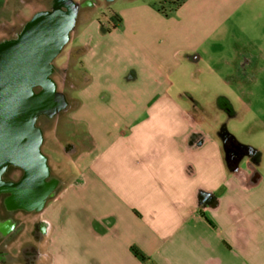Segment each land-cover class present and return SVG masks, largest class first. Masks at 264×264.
Here are the masks:
<instances>
[{"label": "crops", "instance_id": "1", "mask_svg": "<svg viewBox=\"0 0 264 264\" xmlns=\"http://www.w3.org/2000/svg\"><path fill=\"white\" fill-rule=\"evenodd\" d=\"M125 3L109 32L137 60L115 74L94 41L108 30L91 34L87 15L72 35L83 80L49 121L52 137L69 143L71 164L33 217L34 264H264V110H251L264 103L256 89L264 85L263 37L237 42L233 61L230 0H182L173 18L151 1ZM29 15L24 0H0V39ZM216 70L224 71L217 82L230 79L239 94L203 104ZM247 118L259 126L243 132L253 142L240 143L225 121L243 128Z\"/></svg>", "mask_w": 264, "mask_h": 264}, {"label": "flooded vegetation", "instance_id": "2", "mask_svg": "<svg viewBox=\"0 0 264 264\" xmlns=\"http://www.w3.org/2000/svg\"><path fill=\"white\" fill-rule=\"evenodd\" d=\"M111 0H24V3L30 7V15L28 18L22 19L20 23L12 25L8 30L7 37L0 39V64L6 59L8 50L7 45L17 43L23 45L22 48L18 49L15 57L18 60L17 63L21 65L32 66L33 68H42L44 72L41 80H34L31 87V92L34 95L45 93L49 98L48 106H44L41 109L34 121L36 123L43 124L49 123L50 119L60 114L67 106L66 101L64 105L57 111H53L52 114V100L51 97L52 87L54 86V92L57 91V83L54 79L56 75L60 77V81L63 84L67 83V67H63L57 63V58L63 55V51L66 45L70 42L73 33H75L82 16L90 15L93 11H101L102 5L108 3ZM60 11L67 15L74 14L73 22L70 27L66 30V37L56 47L55 35L52 31H47L46 37L38 45L30 46L29 41L23 40L24 34L26 35V28L29 26L33 18L40 13ZM27 55L26 59L22 55ZM71 50L69 51V56ZM79 62V53L77 54ZM67 62V61H66ZM64 64V62H62ZM63 95V94H62ZM64 97V95H63ZM39 128L42 132L41 126ZM43 143V136H42ZM69 145L65 146V150H69ZM23 161L21 152L18 147L13 150L10 155L5 159L4 166L0 171V264H34L35 257L37 255V249L35 243L40 236V226L38 223L33 221L34 215L39 209L37 206H24L20 200L15 197V189L24 177L25 169L21 165ZM55 184L52 189L49 190L46 198L51 194V191L57 189L60 186L59 180L53 178L48 171L47 177H45V183L49 185ZM17 196V195H16ZM20 217L31 219V226L28 228L29 235L24 241H19L25 228V223L20 221ZM20 242L16 251L13 254L10 251L11 245L16 242Z\"/></svg>", "mask_w": 264, "mask_h": 264}, {"label": "rangeland", "instance_id": "3", "mask_svg": "<svg viewBox=\"0 0 264 264\" xmlns=\"http://www.w3.org/2000/svg\"><path fill=\"white\" fill-rule=\"evenodd\" d=\"M153 2V4L157 7V9L160 11L165 10V14L172 13L171 10L174 9L175 3L181 2L182 0H147ZM231 1V13L232 16L229 19L227 25H228V32H231L236 38V43H234L233 48L230 50H226V55L230 58L234 59L238 55V51L236 50L241 48V45L238 43H245L246 46L249 45L250 40L252 38L258 36L260 38L263 37L264 41V0H230ZM125 0H117L114 4H106L104 3L102 5L101 11H93L90 15H88V20H90L88 30L91 34H98L100 33L101 28H107L109 32L111 29H114L117 25V17H120L119 12V6L125 5ZM170 8H172L170 10ZM171 11V12H170ZM87 16V15H85ZM84 16L81 18L83 19ZM176 17V15H170V18ZM145 21L147 24L151 23L149 22V19H146ZM154 29L157 24L155 21L153 22ZM82 25H78L80 28ZM195 26H203L202 22L195 23ZM101 27V28H100ZM150 28V27H149ZM104 29V30H105ZM113 31V30H112ZM98 37V38H97ZM94 36V41H96V45L102 49L104 52L103 59L105 61V65L108 68L109 73L112 72V74H115L118 70L121 69V67L133 60H137V57L135 56L133 59V55L126 51V50H119L123 46H126L122 43V41H119L118 32L108 33L106 36ZM72 38V37H71ZM234 39V38H233ZM78 39L74 40L71 39L70 42L66 45L63 55L57 58V63L60 65H63V67H67L66 75H67V83L63 84L62 81H60V77L56 75L54 77L56 83H57V91L62 93L66 96L68 100L71 101V97H75L76 90L75 88L78 86V84L83 80V75L79 72L80 64H77L78 57L77 54L80 52V49L78 47L72 49V45L77 41ZM235 40V39H234ZM238 42V43H237ZM264 45V42H263ZM71 47V48H70ZM115 47H119L118 50H111ZM240 47V48H239ZM126 48V47H124ZM71 50V55L69 56V51ZM253 50V52L251 51ZM235 51V52H234ZM250 54L256 55V57L259 58L258 55L259 51H255L253 48L248 49ZM252 52V53H251ZM154 60L157 62L159 61L160 57L162 56L159 51L156 53H153L151 55ZM153 60V61H154ZM236 60V59H235ZM67 61V62H66ZM242 61V59H241ZM64 62V64H62ZM239 59H237L238 64ZM263 66V70L260 72L261 79L264 80V60L260 59V62ZM224 71H215V74L207 75V78L209 80L214 79L216 83H212L213 86H209V91L205 92L206 96H209L208 99L201 98V103L203 104H213L212 99L214 100V97L218 93H229L233 98L237 97L239 94L238 87L233 83V81H230L228 79L227 83L220 84L217 82L218 77H220ZM204 74V73H203ZM207 74V73H206ZM203 75V77L206 76ZM116 77V76H115ZM187 91L193 92L194 94L200 93L202 91L201 87H193V86H187ZM186 87V88H187ZM255 88V87H254ZM258 90V93H261L264 95V85L261 87L256 88ZM207 100H211L210 103ZM235 100V99H234ZM233 109L236 112H239L241 109L242 104L238 101H234L233 103ZM262 108L264 110V103L261 105V103L255 104L253 103L251 110L255 111L257 108ZM248 122L244 124L243 128L240 126V122L235 119L226 120L225 127H227L228 131L233 132L235 135L236 140L240 143H246V142H253L254 138H250L249 135L245 134L246 131H250V129H255L257 126H259V123L254 118H247ZM50 123V122H49ZM43 124L40 121V126L42 129V136H43V143L41 146V152L47 157V163H51V176L56 179L59 178L60 184H62L63 176L68 174L67 167L71 164L70 158L66 155V152H70L65 150V146L69 145L68 142L64 140V138L52 137V125L51 124ZM224 125V124H223ZM242 129V130H241ZM245 132V133H243ZM234 145V144H233ZM232 149L236 147H231ZM66 164V165H65ZM72 172V171H71ZM74 172V170H73ZM27 221V229L23 232L21 235L19 241H24L28 238V228L31 226V219H26ZM18 242L11 245V252L13 254H16L17 248H18Z\"/></svg>", "mask_w": 264, "mask_h": 264}, {"label": "water", "instance_id": "4", "mask_svg": "<svg viewBox=\"0 0 264 264\" xmlns=\"http://www.w3.org/2000/svg\"><path fill=\"white\" fill-rule=\"evenodd\" d=\"M73 16L74 14L67 15L57 10L37 14L26 28L28 33L23 36L24 44L25 41H29L30 46L41 44L47 31H52L57 47L65 39ZM7 46L10 50L0 64V171L8 155L18 147L25 174L14 187L15 197L24 206L35 205L40 209L55 184V180L51 185L45 183L49 171L47 157L41 152L42 132L34 125L38 112L49 104V97L45 93L34 95L31 92L34 80H41L44 69L17 63L22 57L19 54L20 59H17L15 56L18 54L15 52L23 45L13 43ZM22 56L24 60L27 57L24 54ZM51 87L53 114V111L64 105L65 100L62 93L54 92V86Z\"/></svg>", "mask_w": 264, "mask_h": 264}, {"label": "trees", "instance_id": "5", "mask_svg": "<svg viewBox=\"0 0 264 264\" xmlns=\"http://www.w3.org/2000/svg\"><path fill=\"white\" fill-rule=\"evenodd\" d=\"M120 20H121L120 17H117V22H118V24L120 23ZM105 30H108V29H105ZM228 139H232V141H233V138H232L230 135L228 136ZM244 148H245V147H244Z\"/></svg>", "mask_w": 264, "mask_h": 264}]
</instances>
